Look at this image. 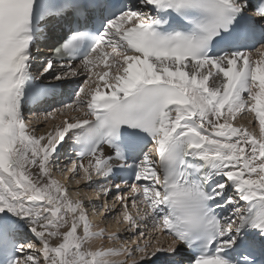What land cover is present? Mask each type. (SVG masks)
<instances>
[{
  "label": "snow or ice",
  "instance_id": "1",
  "mask_svg": "<svg viewBox=\"0 0 264 264\" xmlns=\"http://www.w3.org/2000/svg\"><path fill=\"white\" fill-rule=\"evenodd\" d=\"M0 264H264V0H0Z\"/></svg>",
  "mask_w": 264,
  "mask_h": 264
},
{
  "label": "rangeland",
  "instance_id": "2",
  "mask_svg": "<svg viewBox=\"0 0 264 264\" xmlns=\"http://www.w3.org/2000/svg\"><path fill=\"white\" fill-rule=\"evenodd\" d=\"M56 122H58V120L56 121ZM45 122L43 121V119H41L39 122H37V123H35L33 126H35V127H37V128H39L40 130L42 129V130H44L45 128L43 127V124H44ZM38 124H40V125H38ZM238 125H243V126H245V124L244 123H241V122H238L237 123ZM246 127V126H245ZM256 127H257V125H256ZM256 127H255V129H253L252 128V130L251 131H255V132H257L258 133V131L256 130ZM41 130V131H42ZM57 179H59L60 181H61V183H67V181H66V179H65V177H63V176H57L56 177ZM68 186L69 187H74V183H69L68 184ZM80 188H83V186H79ZM87 195H88V193H86L85 191H81L80 192V197H83L84 199H85V201L87 202ZM72 197L74 198V199H77L78 197L76 196V194H75V192L72 194ZM105 215H107V213H105ZM95 217V218H94ZM91 218H92V223L93 222H95L96 220V222H97V224L100 226V227H106L107 229H108V232L109 233H111V234H119V235H121V236H123V235H126V233L124 232V229L123 228H121V227H119L116 223H114L112 220H108V221H104L103 220V218L102 217H100L99 215H92L91 216ZM109 228H111V229H109ZM119 240H114V241H110V243L112 244L111 246H112V248H114V249H117V248H119L120 247V244L122 243V241H120V242H118ZM99 241H97V242H95V243H98ZM114 244H113V243ZM100 243V242H99ZM98 243V244H99ZM113 245H114V247H113ZM116 246H118V247H116ZM125 259V258H124Z\"/></svg>",
  "mask_w": 264,
  "mask_h": 264
},
{
  "label": "bare ground",
  "instance_id": "3",
  "mask_svg": "<svg viewBox=\"0 0 264 264\" xmlns=\"http://www.w3.org/2000/svg\"><path fill=\"white\" fill-rule=\"evenodd\" d=\"M249 119H250V117L248 118V119H245V118H242V117H237V121H236V123H238V122H241V123H244L245 124V126L246 127H248L249 128V130L251 131L252 130V125L249 123ZM59 122V121H58ZM253 123H256V122H253ZM38 125H40V124H38ZM257 125V127H256V130L258 131V133H259V127H258V123L256 124ZM42 130V129H41ZM46 130H50V126H49V128L48 129H44V130H42L41 132H43V131H46ZM88 196H89V193H88V195H87V201H88ZM90 197H92V196H90ZM93 198H94V196H93ZM74 199V198H73ZM97 204H99V203H97ZM94 215V214H93ZM96 215V214H95ZM101 217V216H100ZM91 218V217H90ZM95 218V217H94ZM91 221H92V218H91ZM97 221V220H96ZM93 222V224H96V225H98L97 224V222ZM109 229H111V228H109ZM118 242H120V241H118ZM99 243V242H98ZM98 243H96L97 245H98ZM113 243V242H112ZM121 243V242H120ZM114 244V243H113ZM112 244L110 243V242H108L107 243V247H109V248H112V246H111ZM120 246H121V244H120ZM113 247H114V245H113ZM116 247H118V246H116ZM120 248V247H119ZM119 248H117V250L119 249ZM114 249V248H113ZM124 259V257H120V256H117V257H113V260L114 261H120V260H123Z\"/></svg>",
  "mask_w": 264,
  "mask_h": 264
}]
</instances>
